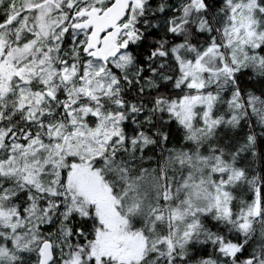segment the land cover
Wrapping results in <instances>:
<instances>
[{"label": "snow or ice", "instance_id": "6c2138e0", "mask_svg": "<svg viewBox=\"0 0 264 264\" xmlns=\"http://www.w3.org/2000/svg\"><path fill=\"white\" fill-rule=\"evenodd\" d=\"M0 264H264V0H0Z\"/></svg>", "mask_w": 264, "mask_h": 264}]
</instances>
